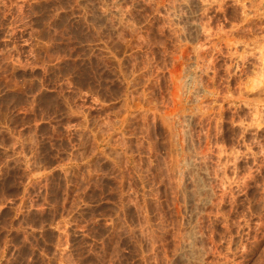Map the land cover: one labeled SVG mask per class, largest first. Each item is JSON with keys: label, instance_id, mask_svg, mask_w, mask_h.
<instances>
[{"label": "rangeland", "instance_id": "1", "mask_svg": "<svg viewBox=\"0 0 264 264\" xmlns=\"http://www.w3.org/2000/svg\"><path fill=\"white\" fill-rule=\"evenodd\" d=\"M66 156L60 264H264V0H0V203Z\"/></svg>", "mask_w": 264, "mask_h": 264}, {"label": "crops", "instance_id": "2", "mask_svg": "<svg viewBox=\"0 0 264 264\" xmlns=\"http://www.w3.org/2000/svg\"><path fill=\"white\" fill-rule=\"evenodd\" d=\"M27 179L40 180L32 185L29 183L23 189L21 208L23 207L24 222H16L15 212L20 209L19 200L12 198L10 201L0 203V211H11V218L6 220L8 233L0 238V264H60L61 261L70 263L74 253V237L72 234H62L65 219L56 222H26L27 214L31 212H45L52 207L54 199L45 201L46 188L43 180L62 178L66 181L73 178V157H59L57 160L36 165L35 161L29 162ZM73 167V168H72ZM63 187V186H62ZM63 187L62 195L67 193ZM49 192V188H48ZM60 203H64L63 200ZM21 227L23 234L17 236L15 228ZM53 233V234H51Z\"/></svg>", "mask_w": 264, "mask_h": 264}]
</instances>
